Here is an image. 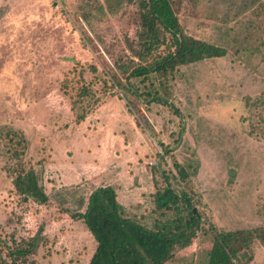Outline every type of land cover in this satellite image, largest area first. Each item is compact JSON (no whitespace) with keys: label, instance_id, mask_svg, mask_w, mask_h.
<instances>
[{"label":"rangeland","instance_id":"374dc122","mask_svg":"<svg viewBox=\"0 0 264 264\" xmlns=\"http://www.w3.org/2000/svg\"><path fill=\"white\" fill-rule=\"evenodd\" d=\"M171 3L186 35L227 53L177 68L164 106L148 103L151 86L141 79L130 81L140 95L129 96L131 105L119 90L102 96V78L114 70L120 79L116 64L136 46L135 0H0V256L36 236L29 261L87 264L95 241L72 215L100 185L147 227L171 220L172 211H153L151 195L163 184L158 170L176 175L172 159L189 177L182 185L168 173L171 186L189 190L203 224L166 264H207L211 228L264 227V0ZM78 73L102 96L80 124L79 107L72 110L80 86L68 83ZM7 130L24 134L23 159L40 175L47 204H24L11 191ZM66 164L78 178L60 186ZM251 252L248 264H264V245L254 241Z\"/></svg>","mask_w":264,"mask_h":264},{"label":"trees","instance_id":"16d2710c","mask_svg":"<svg viewBox=\"0 0 264 264\" xmlns=\"http://www.w3.org/2000/svg\"><path fill=\"white\" fill-rule=\"evenodd\" d=\"M135 3L138 9L136 46L129 45L131 57L116 64V69L121 73L120 79L114 70L102 78V96L119 90L131 105L129 96L138 98L140 95L130 81L141 79L148 81L151 86L152 91L147 93L148 103L166 106L171 96L170 81L177 68L207 59L222 58L227 51L221 46L186 35L171 0H135ZM90 70L96 72L94 66H90ZM71 81H76L80 86L72 101V110L76 107L80 109V112L73 114V121L80 124L102 96L97 97L91 87L84 84L80 73L68 83ZM4 135L14 146L11 152L14 163L7 170L12 179L11 191L21 197L24 204H47L49 196L41 184L40 175L23 159L28 145L24 134L7 130ZM158 145L168 156L170 150L161 142ZM158 158L162 159L160 155ZM172 168L176 175L172 176L169 171L171 178L183 185L189 177L188 171L173 159ZM158 173L163 184L151 195L153 211L163 216L172 211L174 217L169 221L156 223L150 228L126 216L117 201L115 190L110 186L92 190L85 210L72 215V218L86 226L95 241L94 252L87 264H166L176 251L192 244L202 227V214L194 211L187 188L175 191L169 174L164 170H158ZM211 230L213 242L207 264H248L253 257V242L258 241L264 245V227L228 232ZM36 239L35 236L30 240L14 242L5 256H0V264H36L28 260L33 254Z\"/></svg>","mask_w":264,"mask_h":264},{"label":"crops","instance_id":"0c3cea01","mask_svg":"<svg viewBox=\"0 0 264 264\" xmlns=\"http://www.w3.org/2000/svg\"><path fill=\"white\" fill-rule=\"evenodd\" d=\"M67 165V164H66ZM66 165H60V171H61V175H63V173H65V175H63V177H61V182H62V184L60 185V186H66V185H69V184H71V183H67L66 181H69V180H71L72 178H78V177H76V174H73V172L70 170L69 171V169L70 168H72V166H70V165H67V167H66ZM67 168H69V169H67ZM70 172V173H69ZM81 176V178H84V180L85 179H87L88 177H86V176H83V175H80ZM105 186H111V185H100V186H96L95 188H98V187H105ZM112 187V186H111ZM94 188V189H95ZM94 189H92V190H94ZM92 190L90 191V193L92 192ZM87 200V199H86ZM120 204V203H119ZM123 208V207H122ZM123 210H124V208H123ZM125 212V211H124Z\"/></svg>","mask_w":264,"mask_h":264}]
</instances>
